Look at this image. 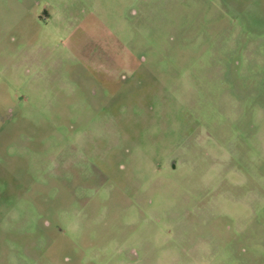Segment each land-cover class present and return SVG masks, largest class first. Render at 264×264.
Wrapping results in <instances>:
<instances>
[{
  "label": "rangeland",
  "instance_id": "374dc122",
  "mask_svg": "<svg viewBox=\"0 0 264 264\" xmlns=\"http://www.w3.org/2000/svg\"><path fill=\"white\" fill-rule=\"evenodd\" d=\"M0 264H264V0H0Z\"/></svg>",
  "mask_w": 264,
  "mask_h": 264
}]
</instances>
